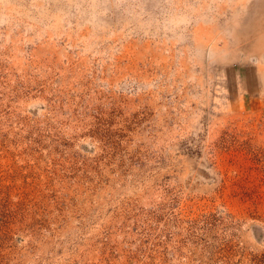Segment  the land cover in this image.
<instances>
[{
  "label": "rangeland",
  "instance_id": "obj_1",
  "mask_svg": "<svg viewBox=\"0 0 264 264\" xmlns=\"http://www.w3.org/2000/svg\"><path fill=\"white\" fill-rule=\"evenodd\" d=\"M106 1L0 0V264H264V0Z\"/></svg>",
  "mask_w": 264,
  "mask_h": 264
},
{
  "label": "bare ground",
  "instance_id": "obj_2",
  "mask_svg": "<svg viewBox=\"0 0 264 264\" xmlns=\"http://www.w3.org/2000/svg\"><path fill=\"white\" fill-rule=\"evenodd\" d=\"M82 1V0H81ZM88 2H89V4H90V7H92V9H89V11H91V12H89V13H91V15H90V20L93 22V24L95 25V26H97L98 25V23L97 22H99V20L101 19V13H102V11L104 10V9H107V10H110V9H112L113 8V5H111V6H109L108 4H106L107 3V1L106 0H102L103 2H105V3H102V1L101 0H87ZM7 2L6 1H3V4H4V6H5V4H6ZM101 4H104V8H102L101 7ZM65 12L67 13V14H69V16H72V14L70 13V10H65ZM104 12L105 13H107L105 10H104ZM104 14V13H103ZM237 16V15H236ZM187 17H184L183 19H186ZM226 19H228V18H226ZM226 21V20H225ZM139 23H142V21L141 20H139L138 21ZM234 25V24H233ZM232 25V26H233ZM224 32V31H223ZM233 36V35H232ZM232 36H230V38L232 37ZM240 34H237V37H236V40H238V41H241V39H240ZM231 39H233V38H231ZM226 44V43H225ZM239 46H243L244 47V45L243 44H240ZM226 47V45H224L223 46V48H225ZM216 48H218V46L216 45V46H212L211 48H208V54H210V55H213L215 52H216V50H214V49H216ZM248 48H249V46H248ZM224 51H226V50H224Z\"/></svg>",
  "mask_w": 264,
  "mask_h": 264
}]
</instances>
